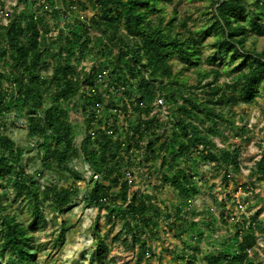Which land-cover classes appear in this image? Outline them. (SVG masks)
I'll return each mask as SVG.
<instances>
[{
    "label": "trees",
    "instance_id": "1",
    "mask_svg": "<svg viewBox=\"0 0 264 264\" xmlns=\"http://www.w3.org/2000/svg\"><path fill=\"white\" fill-rule=\"evenodd\" d=\"M6 1L0 0V10ZM170 1L15 0L8 23L0 22V59L6 63L0 66V261L37 264L42 248L34 232L47 224L44 205L65 212L79 195L76 186L53 179L41 183L27 171L25 150L8 134L4 121L14 110L25 118L29 137L36 139L45 170H53L56 163L77 180L81 174L69 168L70 161L79 158L91 165L98 179L85 202L105 208L112 225L115 217L123 218L132 245L145 247L140 231L158 236L165 219L179 220L169 224L182 233L195 224L189 202L164 208L154 202L153 193L132 191L131 177L142 163L139 155L146 152L145 160L155 163L161 157L155 169L166 168L162 180L188 200L201 191L197 179L206 181L201 177L203 162H212L215 175L225 180L242 172L241 147H221L214 135L225 138L222 121L236 127L230 116L234 106L253 101L264 83V51L256 48V38L264 35V0H208L202 14L209 13L210 20L198 30H192L190 17L181 18L177 9L167 14ZM54 19L66 21L57 34ZM207 40L215 54L204 57ZM221 53L236 63L235 79L224 84H219L222 73L214 68ZM88 54L95 55V64L78 70L77 63ZM175 55L184 60L179 69L170 62ZM189 67L198 69L193 84L186 76ZM161 97L171 109L164 125L148 117ZM74 102L84 115L80 146L70 120ZM251 172L255 181L264 180V154ZM255 181L243 184L244 189L255 190ZM9 190L26 201L28 222L4 203ZM240 215L221 218L227 226L233 219L236 229H228L218 250L204 252L205 264H262L258 252L251 256V251L264 224L246 212ZM93 229L92 261L104 264L111 247L98 222ZM193 236L192 252L184 248L174 261L180 257L183 264H200L197 251L205 235L194 230ZM146 251L154 255L150 248Z\"/></svg>",
    "mask_w": 264,
    "mask_h": 264
},
{
    "label": "rangeland",
    "instance_id": "2",
    "mask_svg": "<svg viewBox=\"0 0 264 264\" xmlns=\"http://www.w3.org/2000/svg\"><path fill=\"white\" fill-rule=\"evenodd\" d=\"M16 4L15 0H7L2 9L4 13L0 22L8 23L7 12H10ZM208 0H172L167 2L165 10L171 15L175 9L179 11L181 18L190 17L189 27L192 30H198L200 26L210 20V14H202L205 6H208ZM88 14H93V9H88ZM1 14V11H0ZM81 12L80 15H83ZM5 17V19H4ZM50 21V19H47ZM52 26L53 34L59 33V27L66 26V21H57L54 19ZM256 48L264 51V35L256 38ZM203 49V56H212L215 49L206 41ZM114 52L116 50L114 49ZM214 62V68L220 70L222 75L219 78V84L231 82L236 77L234 71L235 61L230 62L229 54L221 53L217 55ZM175 69L183 66L184 60L177 55L170 60ZM5 61L0 59V66L5 65ZM95 64V55L88 54L86 58L77 63L78 70H88ZM207 66V63L205 62ZM189 84H193L198 77V69L189 67L187 75ZM101 82V81H100ZM200 94L201 90H197ZM156 109V111H155ZM152 110L148 117L155 118L156 124L169 121L168 115L171 109L167 103L161 109L157 107ZM230 116L235 119L236 127L232 128L226 121L220 123V128L224 131L225 138L220 135H214V140L221 147H229L233 149L235 146L241 147L240 160L243 164V170L239 174L225 180L220 173L215 175L212 162L202 163L201 177L206 180L203 182L198 178L201 185L199 194L193 196L190 200L182 196L174 190L168 183L162 180V170L160 168L161 157L155 163L153 160L146 161V152L139 155L137 161L139 168H135L132 175L133 180L132 191L154 194V202L161 207L174 206L175 204H184L189 202L191 207L190 221L195 222L194 227L188 226L183 233L176 226H171L169 222H178L175 217L172 220H163L159 226L158 236H148L147 233L140 231L141 240H146L145 247L141 243L132 245V234L127 233L123 218L115 217L112 223L107 222L105 215L106 209H97L89 206L85 202L94 186V180L98 176L94 173L93 168L88 162H84L79 158L70 161L69 168L77 170L81 174V178L75 180L70 172L66 169H59L54 163L53 170H45L43 162L39 158L36 149V139L30 138L28 135V124L23 116H18L14 110L7 115L4 121L7 124V132L11 135L25 150V162L28 164L27 171L36 177L38 181L44 183L47 180L60 181L65 186H76L79 189V195L75 200L74 206L65 212L55 211L47 202L44 209L47 216V224L40 226L35 230L34 234L37 243L41 245V250L37 258V264H95L92 261V253L95 248L96 239L94 237V224L98 222L103 236L110 244L111 250L104 264H183L179 257L177 261L174 258L177 254H181L184 248L192 252L194 246L193 232L203 231L205 235L204 243L199 244L201 247L198 253L197 261L205 264L202 255L204 252L216 251L221 243L226 240L228 233L233 232L235 221L229 219V225L221 221L222 217L227 218L228 214L241 216L242 212L250 217H255L259 222L264 224V180L255 181L252 175V167L264 154V83L259 85L256 90L255 99L253 101H241L234 106ZM123 122L126 124V117L121 114ZM70 120L77 131L76 143L78 146L82 142V134L85 128L84 115L81 108L76 102L70 106ZM159 122V123H158ZM167 130L170 129L169 125ZM243 126L244 129H240ZM148 152V151H147ZM156 168V169H155ZM43 172L44 174L40 175ZM250 181L256 182L255 190H245L243 184H249ZM216 197V198H215ZM4 203L12 206L25 222L30 220V213L26 201L22 197H16L13 190H9L8 196L4 199ZM196 212V213H194ZM213 222V226L208 223ZM108 233L106 232L107 230ZM231 229L232 231H228ZM150 248L151 252L146 250ZM258 252L259 256L254 254ZM251 256H256L257 260H261L264 264V232H258V242L255 250L251 251ZM188 260V259H187ZM1 264H7L6 259H2ZM187 262V261H186ZM188 264H193L188 261ZM186 263V264H187Z\"/></svg>",
    "mask_w": 264,
    "mask_h": 264
},
{
    "label": "built area",
    "instance_id": "3",
    "mask_svg": "<svg viewBox=\"0 0 264 264\" xmlns=\"http://www.w3.org/2000/svg\"><path fill=\"white\" fill-rule=\"evenodd\" d=\"M1 11V14H0V21H2V19H3V16L4 15H2L3 13H4V11L3 10H0ZM4 19H5V17H4ZM4 24H7V23H5V22H3ZM165 106V100H164V98H158L157 99V102H156V107L158 108V109H161L162 107H164ZM155 111H156V109H155Z\"/></svg>",
    "mask_w": 264,
    "mask_h": 264
}]
</instances>
